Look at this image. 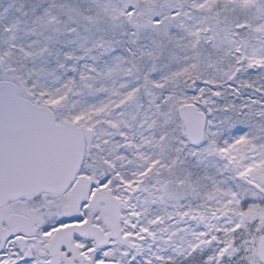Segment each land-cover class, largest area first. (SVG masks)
Here are the masks:
<instances>
[{
    "label": "snow or ice",
    "instance_id": "snow-or-ice-1",
    "mask_svg": "<svg viewBox=\"0 0 264 264\" xmlns=\"http://www.w3.org/2000/svg\"><path fill=\"white\" fill-rule=\"evenodd\" d=\"M0 264H264V0H0Z\"/></svg>",
    "mask_w": 264,
    "mask_h": 264
}]
</instances>
